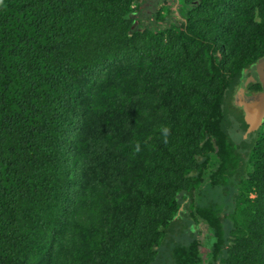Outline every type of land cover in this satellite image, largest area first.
Segmentation results:
<instances>
[{
	"label": "trees",
	"instance_id": "16d2710c",
	"mask_svg": "<svg viewBox=\"0 0 264 264\" xmlns=\"http://www.w3.org/2000/svg\"><path fill=\"white\" fill-rule=\"evenodd\" d=\"M146 2L0 0V264H264V0Z\"/></svg>",
	"mask_w": 264,
	"mask_h": 264
},
{
	"label": "water",
	"instance_id": "95a60500",
	"mask_svg": "<svg viewBox=\"0 0 264 264\" xmlns=\"http://www.w3.org/2000/svg\"><path fill=\"white\" fill-rule=\"evenodd\" d=\"M251 82L261 83L262 91L256 94H247L246 89ZM235 98L236 104L244 110L245 120L249 124L248 131L258 129L264 122V57L245 69Z\"/></svg>",
	"mask_w": 264,
	"mask_h": 264
},
{
	"label": "rangeland",
	"instance_id": "374dc122",
	"mask_svg": "<svg viewBox=\"0 0 264 264\" xmlns=\"http://www.w3.org/2000/svg\"><path fill=\"white\" fill-rule=\"evenodd\" d=\"M168 8H170L168 10ZM173 8H175L174 2L173 0H147V2L145 3V12L147 13H151V12H159L161 11L162 13H165L166 15V21L165 22H169L171 20V14L170 11L173 10ZM167 9V10H166ZM164 23V22H163ZM236 92L234 91L233 93V106L231 111L232 112H237L239 115L244 116V111L243 108L241 109L239 106L235 105V96H236ZM233 115V113H232ZM233 138L237 141L240 142L241 140V132H243V122H241L240 120L236 119V122L233 125ZM246 135V133H244V136ZM204 250H206V247L204 248Z\"/></svg>",
	"mask_w": 264,
	"mask_h": 264
},
{
	"label": "clouds",
	"instance_id": "9594fccd",
	"mask_svg": "<svg viewBox=\"0 0 264 264\" xmlns=\"http://www.w3.org/2000/svg\"><path fill=\"white\" fill-rule=\"evenodd\" d=\"M165 136L167 135V128L166 127H162L160 130Z\"/></svg>",
	"mask_w": 264,
	"mask_h": 264
}]
</instances>
